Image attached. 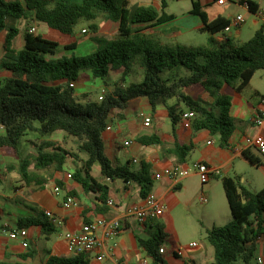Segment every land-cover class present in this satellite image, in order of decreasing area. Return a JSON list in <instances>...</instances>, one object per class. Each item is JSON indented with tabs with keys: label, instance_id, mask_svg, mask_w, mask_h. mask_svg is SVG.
I'll return each mask as SVG.
<instances>
[{
	"label": "trees",
	"instance_id": "1",
	"mask_svg": "<svg viewBox=\"0 0 264 264\" xmlns=\"http://www.w3.org/2000/svg\"><path fill=\"white\" fill-rule=\"evenodd\" d=\"M160 10L153 6L130 8V0H0V35L5 33L3 48L5 57L0 61V70L8 76L0 78V150L13 156L19 155L20 139L27 133L38 135L30 141L34 150L31 161H20L19 173L29 182L33 175L30 164L36 171L49 170L61 173L68 159L74 162L71 179L84 192L98 194V201L107 203L108 186L92 175L94 166L99 167L104 180H121L139 187V197L152 193L153 181L150 167L140 163L135 169L114 166L108 158L103 132L113 114L121 115L133 100L144 99L154 110L164 106L174 131L183 119L184 112L193 114V131L205 130L216 136L222 147L229 140L238 122L230 116L231 98L224 93L229 88L235 93L245 91L258 71L264 70V30L241 45H233L227 38L224 42L213 35L224 32L229 22L223 18L208 20L197 2L192 3L190 13L203 23V32L210 35L205 46L185 47L162 45L152 37L141 33L139 26L161 25L171 21L166 14V0ZM254 12L252 4L247 3ZM29 17L45 24L49 29L66 36L74 33L75 27L87 22L97 31L96 21L102 19L117 26L111 41L95 39L98 49L86 56L57 58L58 44L31 33ZM26 20L23 31V48L12 50V40L18 34L15 28H7L6 20ZM74 46L66 49L71 50ZM135 67L142 71L139 82L129 78ZM181 68L188 74L183 76ZM164 74V76H162ZM82 79L100 80L105 90L101 100L85 92L77 96L74 84ZM70 84L73 87H70ZM196 87L207 96L192 97L186 93ZM174 100L173 105L168 102ZM183 107V108H182ZM187 113V114H188ZM55 132L76 140L77 150H67L58 143L44 140ZM156 136L140 138V143H156ZM173 151L179 164L193 151V145L174 143ZM84 153L86 158H81ZM262 158L249 149L243 158L255 168L264 169ZM41 187L46 182H38ZM236 178L221 179L222 189L230 210L231 220L224 226H213L206 231V241L213 248V261L209 264H258L257 243L264 237V189L251 191ZM58 186L62 187L60 181ZM44 215L20 219L18 228L38 226L42 235L48 237L55 230L51 220ZM165 242L163 226L157 224L147 240H138V247L151 260L150 264H164L159 250ZM88 254L71 257H50L46 264H87Z\"/></svg>",
	"mask_w": 264,
	"mask_h": 264
},
{
	"label": "crops",
	"instance_id": "2",
	"mask_svg": "<svg viewBox=\"0 0 264 264\" xmlns=\"http://www.w3.org/2000/svg\"><path fill=\"white\" fill-rule=\"evenodd\" d=\"M16 1L24 4V0ZM190 1L191 6L193 2L199 4L208 20L223 18L230 24L237 16L243 18L244 23L239 28H233L226 34L220 32L218 38L215 37L216 34L213 35V39L218 42H224L229 38L233 45H241L245 40L251 38L257 30L261 28L264 30V20L258 18L254 13L260 10L264 11V0H222V4L218 3L219 0ZM247 3L252 4L254 12L247 7ZM149 6L160 10L161 2L152 0ZM231 8H235V11H232ZM190 11H188V14L192 17V23L190 27L185 29V32L194 31L208 34L202 31L203 23L201 20L192 15ZM173 17L172 20L175 19V16ZM29 19L32 33L41 37L44 35L45 37L54 38V42L58 44L57 58L77 56L76 51L79 50V46H77L75 38L72 37L74 33L71 36L62 35L49 29L43 23L33 21L32 17H29ZM15 22V29L18 30V34L12 40L11 48L18 51L23 48V31L27 21L20 19L15 20ZM95 24L97 25L96 32H93L89 27L82 28L75 36L77 39L87 38L89 44L87 47L82 48L84 52H87L86 55L95 51V48L91 45L97 37L99 38V35L115 37L117 33L116 24L110 21L98 20ZM158 26L160 25L139 26V28L141 33L148 36H152V33L162 35L159 32L160 27L157 28ZM82 31L85 32L82 33ZM4 37L5 33H2L0 35V61L4 59L6 54L2 45ZM167 38H171V36ZM15 40L18 41L15 42ZM69 46H74V48L67 50L66 48ZM77 57L81 56L78 55ZM256 73L252 77L248 88L240 94L229 88H224V93L231 98L230 116L238 122L229 140L228 147H222L218 138L208 131H193L190 120L182 119L173 131L167 109L164 106H157L153 110L144 99L131 101L121 115L113 114L111 116L107 127L109 130L106 129L102 134L105 152L114 166L122 167L129 163L130 168L135 169L140 163H145L150 167V175L153 181L152 193L167 206V212L154 222L138 224L134 219L128 217L125 214V209L130 205L140 204L142 201L139 197V187L134 183L125 184L118 179H102L98 166L93 167L92 175L100 183L108 186L109 191L106 202L112 200L114 207L99 202L98 194L84 192L72 179L66 177L67 174H72L74 171L73 160H67L61 173L52 174L49 170L36 171L31 163L28 171L33 175H37L34 178L38 177L39 183L46 180V183L39 187L36 185L34 178L26 182L19 173L20 161L28 160L29 162L32 157L29 156L31 153L25 154L21 158L20 152L16 157L7 150H0V264H46L50 257H71L63 239L64 234L78 232L82 225L99 218L118 219L122 224V232L116 240L118 247L114 253L100 261L96 260V251L89 253L87 264H141L144 260L150 264L151 260L138 247L137 242L139 239H149L157 224L163 226V229L164 226L167 227L163 231H173V241L176 244L169 252H166V248L162 245L164 253L161 256L164 264L211 263L214 256L213 248L208 243L202 244L196 241L195 236L181 240L173 227L171 213L181 207L190 209L193 207L194 200L202 195L205 196V193H209L210 196V190L218 178L237 176L240 164L248 163L242 156L243 151L249 149L255 154L253 148H248L245 145V139L254 137L264 139V123L258 127L252 122V119L259 115L261 101L264 98V87L253 85ZM6 76H8V73L0 70V78ZM261 81H263L262 78ZM86 83L96 86V81L82 79L81 82L74 84V89L76 85L87 88ZM99 88L104 89L102 85H99ZM186 93L192 97L202 96L203 99L208 100L207 96L196 87L188 89ZM173 104L174 100L168 102V105ZM184 113L187 114L188 112L185 111ZM130 114H132L131 117ZM144 117L150 119V129L144 127ZM2 134L3 130L0 129V135ZM151 135L156 136V143L149 145L140 143V138ZM49 138L50 141L60 144L65 149L72 150V148H68L63 144L65 140L66 142H71V140L69 137L66 138L62 132H55ZM127 141L132 143L125 146ZM175 142L179 145H193L192 153L188 156L186 162L181 165L190 167L194 163H203L220 171V177H212L207 183L208 192H205L202 187L199 191L198 175L195 172L178 181L162 176L164 169L179 164L173 151ZM32 154L34 153L32 152ZM255 169L264 173L263 168ZM156 174L160 175L157 180L153 178ZM57 181L61 182L62 187L58 186ZM54 187L60 188L58 194L53 192ZM66 197L73 198L76 206L65 210L62 207V201ZM45 212H49L54 220L52 225L55 232L52 235L48 237L42 235L38 226L25 228L28 232L26 248L22 246L19 240L14 241L8 238L7 231L17 229L20 219L36 218L44 215ZM4 224L8 228H3L2 225ZM191 244L196 246L192 248L190 247ZM177 247L182 248V256L180 257L172 254ZM256 261L258 264H264V239H260L257 243Z\"/></svg>",
	"mask_w": 264,
	"mask_h": 264
},
{
	"label": "rangeland",
	"instance_id": "3",
	"mask_svg": "<svg viewBox=\"0 0 264 264\" xmlns=\"http://www.w3.org/2000/svg\"><path fill=\"white\" fill-rule=\"evenodd\" d=\"M137 1V2H136ZM152 0H130V8L133 7H147L150 5ZM167 1V0H166ZM137 3V4H136ZM192 9L191 1L190 0H181V1H167V8L165 10L166 14L175 16V19L169 22H166L157 28H159V32L162 35H158L156 33H152V37L154 40L158 41L162 45H179L185 47H201L205 46L207 43V39L209 38L208 34H201L198 32H185V29L191 26L192 17L188 14L189 10ZM232 11H235V8H231ZM102 20V19H100ZM103 21V20H102ZM14 20L7 19L6 26L7 28H15L16 22L14 24ZM154 25V24H153ZM149 26V25H146ZM151 26V24H150ZM89 24L87 22L81 21L74 29L73 38H75L77 46H79V50L76 51V55L86 56L87 52H84L82 48L87 47L89 42H87V38L81 37L77 39L75 36L81 31L82 28H88ZM180 32V33H179ZM166 33V34H163ZM171 36V38H167ZM44 39L55 41L54 38L47 36L45 37L42 35ZM216 38L220 37V34L215 35ZM100 39L103 41H111L114 36L108 37L105 35H99ZM98 37L96 39H99ZM248 38L246 41H248ZM18 40H15L17 42ZM91 47L95 48V51L98 49V45L96 41H93ZM20 50L16 51L19 52ZM94 51V52H95ZM183 76H186L188 72L181 68L180 69ZM164 76V74H162ZM142 77V71L135 67L134 72L130 76V81L139 82ZM261 78L263 81H261ZM81 82V81H80ZM253 85H261L264 87V70L258 71L253 81ZM78 83V82H77ZM103 82L100 80H96V86H92V84H87L86 87H80L76 85L74 89V93L79 96L82 93L90 92L92 96H97L99 91V85H102ZM76 84V83H75ZM98 84V85H97ZM107 91L110 90L109 86L107 88L104 87ZM132 114H130V117ZM166 127V126H165ZM71 142H63L68 148H72L73 151L77 150V142L75 139L69 137ZM38 135L35 133H27L20 139L19 144V152L20 157L22 158L23 155L31 153L29 156H33L32 152L34 153L33 148L29 145L30 141L37 140ZM44 140H49V137H45ZM253 151L256 155L261 157V153L253 148ZM81 158H86L84 153L80 154ZM31 161V158L29 159ZM232 178H239V182L243 187L248 190L253 191H260L264 189V173L260 170L251 167L248 163H241L239 166V173L237 176H232ZM221 179L218 178L217 182L214 183L213 187L209 193L205 196L207 197V203L201 204L199 203V198L194 200L193 207L190 209L187 208H179L171 213V217L173 218V227L178 234L181 240L187 239L191 236H195V240L206 244V229L209 230L213 226H224L228 224L231 220L230 210L222 189ZM243 179V181H242ZM199 185V191L202 187L205 192H208L207 184L202 186L199 177L197 179ZM215 181V180H214ZM213 181V182H214ZM119 183V181H118ZM250 183V184H249ZM167 227L164 226L165 230ZM165 233V242L163 243V247L166 248V252L172 250L173 247L176 246L175 242L173 241V231H163Z\"/></svg>",
	"mask_w": 264,
	"mask_h": 264
},
{
	"label": "built area",
	"instance_id": "4",
	"mask_svg": "<svg viewBox=\"0 0 264 264\" xmlns=\"http://www.w3.org/2000/svg\"><path fill=\"white\" fill-rule=\"evenodd\" d=\"M179 1V0H173ZM219 4H222V0L218 1ZM248 7V5H247ZM249 8V7H248ZM255 15L264 20V11H255ZM244 23V20L241 16H237L232 23H230L224 30L223 33L230 32L233 28H239ZM33 30L30 32L32 33ZM85 31H82L84 33ZM70 87H73L70 84ZM105 93V89H102L98 99L101 100ZM193 114L188 113L183 115V119L190 120ZM252 122L256 126H262L264 123V98L261 101V110L257 117L252 119ZM143 125L145 128H151V121L149 118L144 117ZM109 130V128H107ZM132 142L127 141L125 146H129ZM245 145L248 148H254L259 151L261 154H264V139L261 137L246 138ZM195 172L202 186L206 185L212 177H220L221 173L218 169L207 166L203 163H194L190 167L183 166L181 164H175L170 168H166L162 171V176H165L173 181H178L182 178L188 177L191 173ZM68 179H71V174H67ZM154 179H159L160 175L156 174L153 176ZM60 188L54 187L53 192L58 194ZM199 203L206 204L207 198L201 196L199 198ZM108 206L114 207V202L112 200L107 201ZM76 206V202L71 197H66L62 201V207L65 210H68ZM167 212V206L153 193L147 195L142 199L140 204H133L128 206L125 209V214L128 217L134 219L138 224H145L147 222H154L161 218ZM47 218L54 222L51 214L45 212L44 214ZM3 228H8L7 225H2ZM122 232V224L116 218H99L95 221L82 225L81 229L78 232L65 233L63 236L64 242L67 247V251L71 256H80L83 254H89L94 251L97 252L96 260L100 261L104 258L109 257L118 247L117 238ZM7 236L10 240L17 241L19 240L24 248L27 247L26 239L28 237V232L25 228L9 229L7 231ZM264 239V237L260 238ZM195 244H191L190 247H195ZM164 253L163 247L160 248L159 254ZM172 254L176 257L182 256V248L177 247L173 250ZM115 261H117L115 259ZM141 264H148L145 260Z\"/></svg>",
	"mask_w": 264,
	"mask_h": 264
}]
</instances>
